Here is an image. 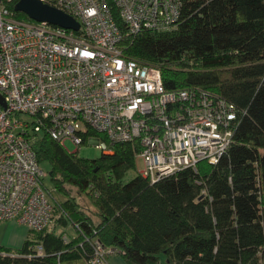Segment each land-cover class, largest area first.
Returning <instances> with one entry per match:
<instances>
[{"label": "trees", "instance_id": "1", "mask_svg": "<svg viewBox=\"0 0 264 264\" xmlns=\"http://www.w3.org/2000/svg\"><path fill=\"white\" fill-rule=\"evenodd\" d=\"M17 2L6 1L13 10ZM108 2L124 55L159 67L167 91L205 90L236 106L232 142L217 164L201 161L151 182L141 173L125 180L135 167L133 142L85 158L38 135L32 144L50 166L54 222L30 231L19 250L0 246V264H91L99 244L115 251L103 253L104 264L115 253L127 264H264V0H180L176 27L138 32Z\"/></svg>", "mask_w": 264, "mask_h": 264}, {"label": "built area", "instance_id": "2", "mask_svg": "<svg viewBox=\"0 0 264 264\" xmlns=\"http://www.w3.org/2000/svg\"><path fill=\"white\" fill-rule=\"evenodd\" d=\"M6 1L0 0V223L15 220L38 233L54 222L49 173L32 144L43 133L105 153L113 143L133 142L151 182L201 161L217 164L227 153L240 111L205 90L167 91L159 67L126 57L108 0H41L73 16L77 31L18 19ZM112 2L131 32L170 30L180 15V0ZM105 251L115 252L99 244L91 264H104Z\"/></svg>", "mask_w": 264, "mask_h": 264}, {"label": "water", "instance_id": "3", "mask_svg": "<svg viewBox=\"0 0 264 264\" xmlns=\"http://www.w3.org/2000/svg\"><path fill=\"white\" fill-rule=\"evenodd\" d=\"M15 10L25 13L35 22H45L76 31L80 29V23L73 16L41 0H18ZM2 102L3 97L0 95V103Z\"/></svg>", "mask_w": 264, "mask_h": 264}, {"label": "rangeland", "instance_id": "4", "mask_svg": "<svg viewBox=\"0 0 264 264\" xmlns=\"http://www.w3.org/2000/svg\"><path fill=\"white\" fill-rule=\"evenodd\" d=\"M21 20H23V19H21ZM33 136H34V134L32 133V137ZM65 147L71 152L77 151L78 155L85 157V158H96V157L100 156L102 153V151L100 149L96 148L95 145L90 144V143L84 144L81 148H79L77 150L76 145H74L70 141H66ZM42 166L47 172L50 171V169H49L50 166L48 164H43ZM144 169H145V163H144L143 159L137 155L135 157V167L132 169H129L127 171L125 180H129L132 177H134L136 174L142 173L144 171ZM45 183H46L47 187L53 188V186H54L49 175L46 177ZM57 195L59 198L63 199V196L61 194L58 193ZM81 201H82L83 207L86 210H88L91 214L94 215L96 210H95V207L90 203V201L85 200V199H81ZM59 229L61 231H66V236H68V237H70V236L73 237L74 235H76L73 227H70V228L60 227ZM33 237H36V235L34 234Z\"/></svg>", "mask_w": 264, "mask_h": 264}, {"label": "crops", "instance_id": "5", "mask_svg": "<svg viewBox=\"0 0 264 264\" xmlns=\"http://www.w3.org/2000/svg\"><path fill=\"white\" fill-rule=\"evenodd\" d=\"M29 228L15 220H7L0 223V246L11 251L23 247L29 237ZM109 264H127L119 253L111 254Z\"/></svg>", "mask_w": 264, "mask_h": 264}]
</instances>
